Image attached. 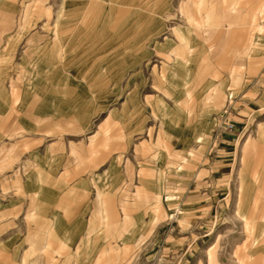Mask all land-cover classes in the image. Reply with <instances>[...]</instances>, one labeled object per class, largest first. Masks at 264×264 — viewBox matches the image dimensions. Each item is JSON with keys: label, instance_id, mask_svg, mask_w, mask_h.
Segmentation results:
<instances>
[{"label": "rangeland", "instance_id": "1", "mask_svg": "<svg viewBox=\"0 0 264 264\" xmlns=\"http://www.w3.org/2000/svg\"><path fill=\"white\" fill-rule=\"evenodd\" d=\"M213 1L71 0L64 11V0H0V173L33 149L21 141L33 132H7L19 121L35 131L42 91L39 128L73 140L81 161L92 149V172L102 153L109 163L91 183V197L112 201L106 251L90 264H208L210 248L219 264H264V0H218L201 18L215 29L205 41L178 40L181 11ZM35 74L43 88L27 87Z\"/></svg>", "mask_w": 264, "mask_h": 264}, {"label": "crops", "instance_id": "2", "mask_svg": "<svg viewBox=\"0 0 264 264\" xmlns=\"http://www.w3.org/2000/svg\"><path fill=\"white\" fill-rule=\"evenodd\" d=\"M64 3L65 11L71 0H64ZM241 3L243 4V0L237 1V4ZM222 4L227 7L228 0H222ZM212 5L211 11L200 7L194 11H181L180 19L187 24L177 23L171 32L180 41L188 42L190 37L196 41H205L203 30L215 29H210L211 24L201 22V18L203 14L218 11V0H214ZM64 15L68 16V22L72 21V12L68 14L64 12L63 17ZM228 29L225 28L224 33L230 34L231 31ZM257 31H260V28ZM223 40L227 42V39L223 38ZM96 44L98 43L92 42L88 45ZM172 52L178 58L177 53L180 51ZM166 55L168 58L171 57ZM179 67L180 63H176L171 69L177 70ZM33 77L27 87L36 90L43 88L39 84L41 81L37 80L39 75L35 74ZM33 93L35 94L33 103L35 107L32 105L34 123L31 124L35 126V131L27 128L26 121H19L13 123V127L11 126L7 132L9 136L19 135L22 131L33 132L21 140L30 144L33 149L20 157L17 171L14 168L10 172L0 173V264H90L94 259H100L101 254L106 251L107 201H112L102 199L100 194L91 197L90 192L96 190L91 183L101 181L107 176L109 163L106 161L105 153H102L100 159L103 161H99L97 165L104 167L98 172H92L94 165L89 161L92 149L86 151L87 154L84 152L85 157L81 161L74 150L71 153L69 142H74L73 140L67 137L49 138L46 132L39 128L42 126L44 116L37 109L51 97L41 95L42 91ZM37 103H40L39 107ZM1 113L2 111L0 116ZM5 114L2 117H5ZM205 132L206 130L202 133ZM263 133L264 128H261L259 134ZM203 137L200 135L196 140L200 141ZM85 164L84 170L79 171L81 175L75 176L76 165ZM242 164L247 169L250 161L243 157ZM134 167L136 171L140 169L135 162ZM13 183H18L17 189L22 191L19 195L11 193L14 188ZM168 186L169 183L165 182L154 187L156 190L154 198L159 206H163V201L168 200L163 195ZM237 214L243 221L247 220L241 209ZM125 219L123 222L127 223L128 220ZM143 240L142 237L139 238L135 246H139ZM257 249H260V242ZM207 260L208 264H219L212 248L207 250ZM238 261L246 264L242 256L238 257Z\"/></svg>", "mask_w": 264, "mask_h": 264}, {"label": "built area", "instance_id": "3", "mask_svg": "<svg viewBox=\"0 0 264 264\" xmlns=\"http://www.w3.org/2000/svg\"><path fill=\"white\" fill-rule=\"evenodd\" d=\"M228 127H229L230 129H233V125H231V124H228Z\"/></svg>", "mask_w": 264, "mask_h": 264}]
</instances>
